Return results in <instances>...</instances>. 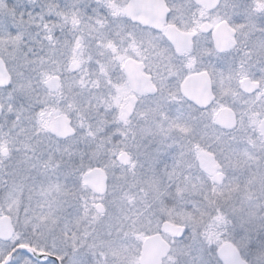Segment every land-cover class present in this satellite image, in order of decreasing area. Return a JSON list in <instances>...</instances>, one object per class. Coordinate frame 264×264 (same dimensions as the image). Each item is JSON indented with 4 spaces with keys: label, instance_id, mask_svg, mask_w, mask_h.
I'll return each instance as SVG.
<instances>
[{
    "label": "snow or ice",
    "instance_id": "snow-or-ice-1",
    "mask_svg": "<svg viewBox=\"0 0 264 264\" xmlns=\"http://www.w3.org/2000/svg\"><path fill=\"white\" fill-rule=\"evenodd\" d=\"M0 264H264V0H0Z\"/></svg>",
    "mask_w": 264,
    "mask_h": 264
}]
</instances>
